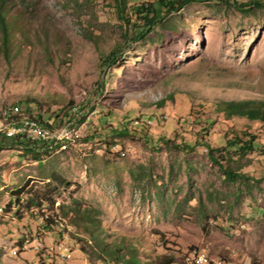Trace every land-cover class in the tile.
<instances>
[{
  "label": "rangeland",
  "instance_id": "obj_1",
  "mask_svg": "<svg viewBox=\"0 0 264 264\" xmlns=\"http://www.w3.org/2000/svg\"><path fill=\"white\" fill-rule=\"evenodd\" d=\"M112 4L7 3L0 115L17 106L56 130L70 125L66 142L30 151L9 132L0 135V264H119L70 223L72 211L63 214L75 203L97 210L108 242L123 236L144 264L170 257L193 264L195 254L264 264V124L216 108L221 100L264 101V8L242 13L218 0L190 2L167 17L172 31L158 26L138 37L131 13L124 21ZM113 49L116 60L103 62ZM8 123L0 120V130ZM123 124L133 130L123 132ZM245 130L259 145L233 163L245 175L231 180L205 143L219 150ZM158 136L194 146L152 143ZM29 197L53 201L41 212L62 225L41 230Z\"/></svg>",
  "mask_w": 264,
  "mask_h": 264
},
{
  "label": "trees",
  "instance_id": "obj_2",
  "mask_svg": "<svg viewBox=\"0 0 264 264\" xmlns=\"http://www.w3.org/2000/svg\"><path fill=\"white\" fill-rule=\"evenodd\" d=\"M9 0H0V31L2 34L1 39V46H3V55L7 59H9V44H10V36H11V24L6 18L8 13L7 3ZM202 0H151L141 4H134L132 6H127V0H113V7L118 14V16L124 20L129 21L128 13H131L134 17V24L137 25L136 27L140 30L136 32L137 36H143L146 32L154 30L155 27L161 26L166 27L168 31H172L170 26L167 25L169 20L167 17L171 12L178 11L183 6L187 5L190 2H196ZM224 3H228L233 5L238 11L242 13H249L254 8H264V0H218ZM126 31L124 32V34ZM90 39H92L95 43L96 36L89 33ZM116 51L110 50L108 54L105 55L103 58V62L105 63H113L116 60L115 53ZM166 97H172V94H168ZM163 101V100H162ZM162 104V103H161ZM160 106V105H159ZM81 105H79L80 110ZM216 108L218 112L226 117H243L248 119L249 121H258L261 124H264V101L263 100H221L217 103ZM20 108L15 106L13 110L6 109L5 115H0V120L4 123H8L11 121H20L25 118H29L31 120L36 121L39 124L49 126L48 123L44 122L42 116L37 114L36 117L32 116L31 114L23 115ZM111 115V109H108L102 112V117H109ZM137 119L133 120V123L136 127H140L138 131L143 132L146 129L144 126H147L146 122L139 121ZM52 129H55L53 126ZM133 130V129H132ZM128 128L127 124H123L122 131L129 132L132 131ZM137 131V128L134 129ZM0 135H3L0 133ZM145 135V133H144ZM13 140V144H16L17 141L22 140L24 142V146L27 150L34 149L33 146L37 145L38 142L29 140L24 136H14L9 138ZM152 143L157 144H173L175 146L185 147L192 149L194 145L187 146L185 144L177 143L174 140L168 139L165 136H158L156 139L151 140ZM22 143V142H21ZM27 143V144H26ZM200 140L195 141V145H199ZM40 144V143H39ZM44 145V144H43ZM206 147L208 148V156L214 164L218 165L220 168L223 169L224 175L231 180H235L238 177H242L245 174L240 173L238 170L241 169L243 165L240 163L236 167H234L233 163L238 160L246 159V156L254 151L257 146L259 145L257 141L256 134L251 133L249 131H240V134H233L231 138L226 139L224 145L219 148V150H214L215 148L211 147L208 143H205ZM47 148V146L45 145ZM45 148V149H46ZM216 153H220L219 155ZM227 164H225V162ZM62 183V182H60ZM68 185V184H67ZM22 192V189L19 188L15 191V194L18 195ZM18 197V196H17ZM28 202L31 205H35L38 207L37 213L31 212V215L34 217H40L42 220V227L41 230L46 231L51 229L57 224L62 225L61 220H58L55 216L47 215L44 216V213L41 212L46 208V205L53 206V201L41 198H27ZM61 205V204H59ZM63 204L61 205V207ZM28 208V206H26ZM64 209V207H63ZM70 223L77 227H82L85 232H89L91 234V238L94 241V245L97 249L100 250V253L103 257L109 258V260L119 261V264H144V259L136 249L132 245H125L123 236H121V242L114 243L112 245L108 242L106 232L101 227V222L97 218L98 211L92 208H84L82 209L80 205L74 204L68 209L63 210V214H70ZM124 250L126 252H124ZM145 260V259H144ZM183 260H179L173 257L167 258L160 263L154 264H183ZM42 263V262H41ZM117 264V263H115Z\"/></svg>",
  "mask_w": 264,
  "mask_h": 264
},
{
  "label": "built area",
  "instance_id": "obj_3",
  "mask_svg": "<svg viewBox=\"0 0 264 264\" xmlns=\"http://www.w3.org/2000/svg\"><path fill=\"white\" fill-rule=\"evenodd\" d=\"M13 137L24 136L25 138L38 142L40 144L54 145L59 142H66L68 139V131L63 133L61 137H52L46 132L40 131L39 128H32L29 125H15L12 126ZM193 259H197V264H208V260H199L197 255H194ZM217 264H232L231 261H220L217 259Z\"/></svg>",
  "mask_w": 264,
  "mask_h": 264
},
{
  "label": "bare ground",
  "instance_id": "obj_4",
  "mask_svg": "<svg viewBox=\"0 0 264 264\" xmlns=\"http://www.w3.org/2000/svg\"><path fill=\"white\" fill-rule=\"evenodd\" d=\"M15 125H29V126H31L32 128H39V130L40 131H43V132H46V133H48L49 135H51L52 137H61L62 136V134H59V132L63 129H60V130H56V129H52V127H53V124H51V123H49V126H46V125H42V124H39V123H37L36 121H34V120H31V119H29V118H25V119H22V120H20V121H11V122H9L7 125H4L5 126V128H6V130H0V133H2V134H5L6 132H9L8 133V135H10V136H12L13 137V132H12V126H15ZM70 124H68L67 126H65V128L63 129V133H65L66 132V129H68L69 130V128H68V126H69ZM67 246V245H66ZM64 247V246H63ZM71 249V248H70ZM66 255V254H65ZM197 255V257H199V256H204L207 260H208V264H217V260H215V261H212V260H210L207 256H205V255H201V254H196ZM201 258V259H199V260H206L205 258ZM220 261H227V260H225V259H219ZM191 262L193 263V264H197V259H193L192 258V260H191Z\"/></svg>",
  "mask_w": 264,
  "mask_h": 264
}]
</instances>
